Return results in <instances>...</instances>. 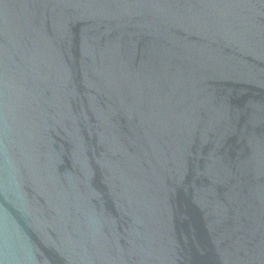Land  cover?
<instances>
[{"label": "water", "instance_id": "obj_1", "mask_svg": "<svg viewBox=\"0 0 264 264\" xmlns=\"http://www.w3.org/2000/svg\"><path fill=\"white\" fill-rule=\"evenodd\" d=\"M0 264H264V0H0Z\"/></svg>", "mask_w": 264, "mask_h": 264}]
</instances>
